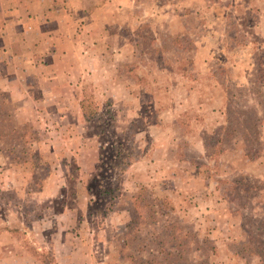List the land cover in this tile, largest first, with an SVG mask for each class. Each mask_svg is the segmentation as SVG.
<instances>
[{"label": "rangeland", "instance_id": "1", "mask_svg": "<svg viewBox=\"0 0 264 264\" xmlns=\"http://www.w3.org/2000/svg\"><path fill=\"white\" fill-rule=\"evenodd\" d=\"M73 9L59 96L0 75V264H264V0Z\"/></svg>", "mask_w": 264, "mask_h": 264}, {"label": "crops", "instance_id": "2", "mask_svg": "<svg viewBox=\"0 0 264 264\" xmlns=\"http://www.w3.org/2000/svg\"><path fill=\"white\" fill-rule=\"evenodd\" d=\"M80 1L85 0H0V75L8 92H12L9 96H20V86L41 91L42 87L49 86L48 92L41 95L46 98L45 102L60 95L56 82L67 78L63 70L68 53L61 52L63 68L56 51L67 42L63 35L72 32L73 5ZM81 10L86 11L84 6ZM91 14L87 11L84 15L90 17ZM64 84L69 88L70 84L74 85L72 79ZM78 108L82 112L81 104ZM66 249H69L68 254L57 255L58 264H65V257L70 262L75 257L71 246ZM58 250L59 247L55 253ZM19 254L15 264H36L26 251L21 250Z\"/></svg>", "mask_w": 264, "mask_h": 264}, {"label": "trees", "instance_id": "3", "mask_svg": "<svg viewBox=\"0 0 264 264\" xmlns=\"http://www.w3.org/2000/svg\"><path fill=\"white\" fill-rule=\"evenodd\" d=\"M29 251V250H28ZM30 252V251H29ZM31 254L40 262V263H42V264H47L46 262H45V258H47V259H49V261H50V258H49V256L48 255H46L45 256V254L44 253H37V251H33V252H31ZM53 264H56V263H53ZM152 264V263H151Z\"/></svg>", "mask_w": 264, "mask_h": 264}]
</instances>
